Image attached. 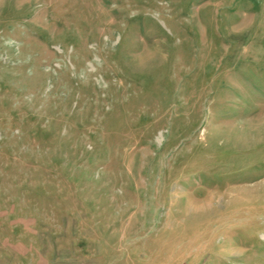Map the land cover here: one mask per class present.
<instances>
[{"label": "rangeland", "instance_id": "rangeland-1", "mask_svg": "<svg viewBox=\"0 0 264 264\" xmlns=\"http://www.w3.org/2000/svg\"><path fill=\"white\" fill-rule=\"evenodd\" d=\"M0 264H264V0H0Z\"/></svg>", "mask_w": 264, "mask_h": 264}]
</instances>
